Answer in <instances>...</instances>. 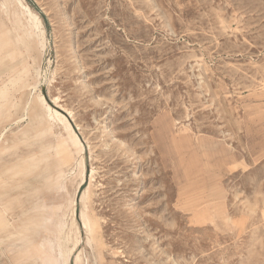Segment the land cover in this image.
I'll return each mask as SVG.
<instances>
[{
  "label": "rangeland",
  "instance_id": "1",
  "mask_svg": "<svg viewBox=\"0 0 264 264\" xmlns=\"http://www.w3.org/2000/svg\"><path fill=\"white\" fill-rule=\"evenodd\" d=\"M67 257L264 264V0H0V264Z\"/></svg>",
  "mask_w": 264,
  "mask_h": 264
},
{
  "label": "bare ground",
  "instance_id": "2",
  "mask_svg": "<svg viewBox=\"0 0 264 264\" xmlns=\"http://www.w3.org/2000/svg\"><path fill=\"white\" fill-rule=\"evenodd\" d=\"M23 8H24V10L25 11H27V12H29L30 13V7L28 6V5H23ZM31 14V13H30ZM35 17V16H34ZM36 19V18H35ZM38 24H40V23H38ZM44 34V32L43 31H41V35H43ZM64 118H65V116H63ZM59 160H61L60 158H59ZM63 161V160H62ZM63 172V171H62ZM63 174V173H62ZM58 177V176H57ZM56 177V178H57ZM122 186H126L125 184H123ZM67 195V194H66ZM69 195V194H68ZM88 196V195H87ZM206 204V203H205ZM60 205V204H59ZM88 206V205H87ZM82 218H83V222H84V226H85V228H86V231H87V233H88V235H90V236H94L95 235V233L97 232V229H96V226L94 225V223H93V221H92V219H91V217H90V215H88L87 213L86 214H82ZM103 220V223L105 224V225H107L108 224V222L106 221V219L105 218H103L102 219ZM82 222V223H83ZM61 230V226L58 228V231H60ZM102 239L103 238H101V241H102ZM91 245H92V243H90ZM94 251V250H93ZM72 253V252H71ZM70 253V254H71ZM107 255V254H106ZM125 255V254H124ZM120 256V255H119ZM69 257H70V255H69ZM69 257H67V259H66V262H65V264H67V261L69 260ZM52 261H51V259H48L47 260V263L48 264H52L51 263ZM97 263V262H96ZM111 264V263H110Z\"/></svg>",
  "mask_w": 264,
  "mask_h": 264
}]
</instances>
